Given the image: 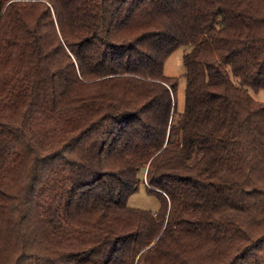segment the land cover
I'll list each match as a JSON object with an SVG mask.
<instances>
[{
  "label": "trees",
  "instance_id": "trees-1",
  "mask_svg": "<svg viewBox=\"0 0 264 264\" xmlns=\"http://www.w3.org/2000/svg\"><path fill=\"white\" fill-rule=\"evenodd\" d=\"M251 89L264 0H0V264H264Z\"/></svg>",
  "mask_w": 264,
  "mask_h": 264
},
{
  "label": "rangeland",
  "instance_id": "rangeland-1",
  "mask_svg": "<svg viewBox=\"0 0 264 264\" xmlns=\"http://www.w3.org/2000/svg\"><path fill=\"white\" fill-rule=\"evenodd\" d=\"M190 47L186 45H180L167 58L164 71L165 74L170 77H176L178 79V86L176 91L177 107L182 111L185 106V86L186 80L184 77L185 65L184 54ZM253 97L259 101L264 102V89L250 90ZM129 205L149 210H159L161 201L157 195L150 194L147 190V186L143 181L140 184V188L129 197Z\"/></svg>",
  "mask_w": 264,
  "mask_h": 264
}]
</instances>
